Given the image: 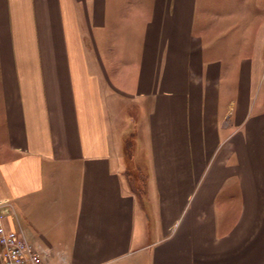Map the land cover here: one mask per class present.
<instances>
[{"label":"crops","instance_id":"obj_1","mask_svg":"<svg viewBox=\"0 0 264 264\" xmlns=\"http://www.w3.org/2000/svg\"><path fill=\"white\" fill-rule=\"evenodd\" d=\"M0 213L45 264H264V0H0Z\"/></svg>","mask_w":264,"mask_h":264},{"label":"built area","instance_id":"obj_2","mask_svg":"<svg viewBox=\"0 0 264 264\" xmlns=\"http://www.w3.org/2000/svg\"><path fill=\"white\" fill-rule=\"evenodd\" d=\"M5 218L0 213V264H45L41 253L27 241L21 230L6 226Z\"/></svg>","mask_w":264,"mask_h":264}]
</instances>
